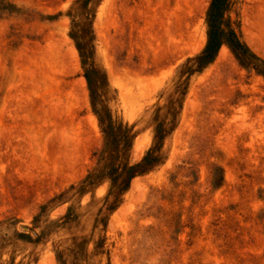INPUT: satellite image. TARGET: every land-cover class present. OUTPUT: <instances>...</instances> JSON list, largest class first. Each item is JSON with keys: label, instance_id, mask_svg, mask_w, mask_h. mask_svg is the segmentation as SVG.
Segmentation results:
<instances>
[{"label": "rangeland", "instance_id": "rangeland-1", "mask_svg": "<svg viewBox=\"0 0 264 264\" xmlns=\"http://www.w3.org/2000/svg\"><path fill=\"white\" fill-rule=\"evenodd\" d=\"M222 1L0 0V264H264V0Z\"/></svg>", "mask_w": 264, "mask_h": 264}, {"label": "trees", "instance_id": "trees-1", "mask_svg": "<svg viewBox=\"0 0 264 264\" xmlns=\"http://www.w3.org/2000/svg\"><path fill=\"white\" fill-rule=\"evenodd\" d=\"M221 2H223L222 0H213L212 3V11H216V13L221 9ZM216 17L212 18L211 21V30H210V34H209V41L208 44L204 50V53L200 56L201 61H205L207 60L208 62H211L215 55L217 54L219 48L223 45V44H229L231 45V47L233 48V51L237 54V56L239 57V59L241 58V55L239 53H242L243 55H246L248 53L251 54V52L249 51L248 47L242 43L236 33L234 31H230L229 32V37H231V41H228L225 39V33L222 32L221 30H218L217 28H215L213 25L215 24V22L217 20H215ZM252 57L255 58V56L253 54H251ZM242 59V58H241ZM149 159V154H147L144 159L133 166H126V172H127V178H126V188L127 185L129 184V182L132 180V178H134L136 175L141 174L142 169H143V165L145 164V162ZM125 188V189H126Z\"/></svg>", "mask_w": 264, "mask_h": 264}]
</instances>
